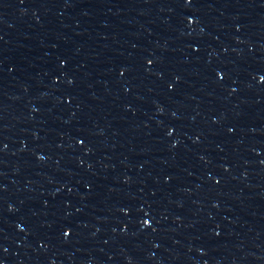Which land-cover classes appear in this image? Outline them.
Instances as JSON below:
<instances>
[{"label": "water", "instance_id": "1", "mask_svg": "<svg viewBox=\"0 0 264 264\" xmlns=\"http://www.w3.org/2000/svg\"><path fill=\"white\" fill-rule=\"evenodd\" d=\"M0 264H264V0H0Z\"/></svg>", "mask_w": 264, "mask_h": 264}]
</instances>
